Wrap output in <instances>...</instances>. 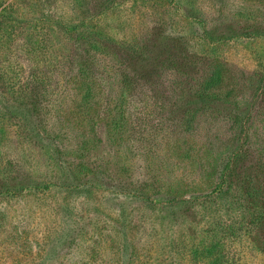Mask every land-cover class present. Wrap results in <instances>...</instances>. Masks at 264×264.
<instances>
[{
	"label": "rangeland",
	"instance_id": "374dc122",
	"mask_svg": "<svg viewBox=\"0 0 264 264\" xmlns=\"http://www.w3.org/2000/svg\"><path fill=\"white\" fill-rule=\"evenodd\" d=\"M212 247L264 264V2L0 0V264Z\"/></svg>",
	"mask_w": 264,
	"mask_h": 264
},
{
	"label": "trees",
	"instance_id": "16d2710c",
	"mask_svg": "<svg viewBox=\"0 0 264 264\" xmlns=\"http://www.w3.org/2000/svg\"><path fill=\"white\" fill-rule=\"evenodd\" d=\"M248 1H252L253 3H258L259 5H260V3L264 2V0H248ZM220 2H221L220 3L221 5L224 4L223 1H220ZM256 10H257V8L255 7V11ZM252 14H254V9L249 11V15L253 16ZM91 96H92L91 95V89H90V87H87V90H86V92L83 95L82 100H81L83 106L86 107L87 105H89V103L91 101ZM112 122H116V123H113L114 126H112V130L114 131V133H112V134L114 136H116L118 134V132H119V129H118L119 126L117 125L118 122H117V120L116 121H112ZM211 254H213V258H214L213 259V264H223L225 262L223 254L222 253H220V254L215 253L214 252V247H212V249H211Z\"/></svg>",
	"mask_w": 264,
	"mask_h": 264
}]
</instances>
